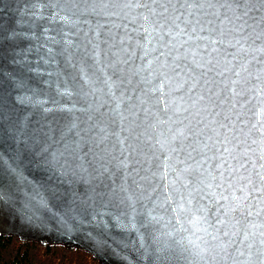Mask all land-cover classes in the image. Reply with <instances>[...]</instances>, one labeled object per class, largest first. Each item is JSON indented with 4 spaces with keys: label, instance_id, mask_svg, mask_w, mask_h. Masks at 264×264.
Here are the masks:
<instances>
[{
    "label": "water",
    "instance_id": "water-1",
    "mask_svg": "<svg viewBox=\"0 0 264 264\" xmlns=\"http://www.w3.org/2000/svg\"><path fill=\"white\" fill-rule=\"evenodd\" d=\"M21 133L0 236L264 264V0H0V141Z\"/></svg>",
    "mask_w": 264,
    "mask_h": 264
},
{
    "label": "trees",
    "instance_id": "trees-1",
    "mask_svg": "<svg viewBox=\"0 0 264 264\" xmlns=\"http://www.w3.org/2000/svg\"><path fill=\"white\" fill-rule=\"evenodd\" d=\"M0 264H98L89 254L60 245L39 246L19 242L12 236H0Z\"/></svg>",
    "mask_w": 264,
    "mask_h": 264
},
{
    "label": "snow or ice",
    "instance_id": "snow-or-ice-1",
    "mask_svg": "<svg viewBox=\"0 0 264 264\" xmlns=\"http://www.w3.org/2000/svg\"><path fill=\"white\" fill-rule=\"evenodd\" d=\"M20 135L21 138L14 140L7 147L4 146L3 141H0V182L6 180L9 174H17L23 159L28 155L29 150L26 147H22V145L26 144V141L22 138L23 133ZM21 238L24 239L25 237L21 235ZM68 239L69 242H72L71 237H68ZM41 242L48 243L46 240Z\"/></svg>",
    "mask_w": 264,
    "mask_h": 264
}]
</instances>
